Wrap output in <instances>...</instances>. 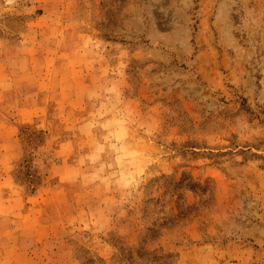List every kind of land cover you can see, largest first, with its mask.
<instances>
[{"label": "rangeland", "instance_id": "rangeland-1", "mask_svg": "<svg viewBox=\"0 0 264 264\" xmlns=\"http://www.w3.org/2000/svg\"><path fill=\"white\" fill-rule=\"evenodd\" d=\"M0 264H264V0H0Z\"/></svg>", "mask_w": 264, "mask_h": 264}]
</instances>
